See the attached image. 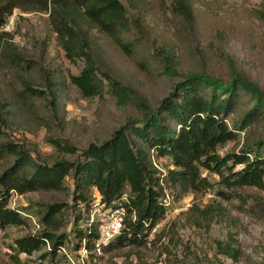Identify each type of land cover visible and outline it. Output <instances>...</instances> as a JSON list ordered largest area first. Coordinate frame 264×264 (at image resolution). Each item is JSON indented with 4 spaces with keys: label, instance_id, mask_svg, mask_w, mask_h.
I'll list each match as a JSON object with an SVG mask.
<instances>
[{
    "label": "rangeland",
    "instance_id": "rangeland-1",
    "mask_svg": "<svg viewBox=\"0 0 264 264\" xmlns=\"http://www.w3.org/2000/svg\"><path fill=\"white\" fill-rule=\"evenodd\" d=\"M121 1L127 26L115 28L110 23L108 32L85 17L84 7L74 10L102 80L101 94L92 97H85L71 81L85 61L69 58L51 10L16 9L0 29V35L6 33L0 39V150L5 151L0 177L14 162L13 147L22 146L35 161L46 164L83 158L89 143L103 142L128 118L143 117L142 98L159 105L181 78L167 72V56L181 74L205 70L222 79L230 76L231 56L264 89V0H186L190 17L176 10L172 0ZM48 81L54 85L51 89ZM114 81L128 90L125 101L116 94ZM251 106L249 96L241 92L226 117L237 136L218 147L221 155L257 148L256 141L264 136V114L243 126V114ZM172 126L179 127L176 122ZM150 154L170 203L159 197L165 210L148 230L147 244L126 245L93 263L110 264L113 259L124 264H177L181 259L183 264H264V188L227 187L217 172L201 167L202 176L214 187L180 196V188L166 182L175 168L172 156L157 150ZM77 191L72 176L61 190H12L8 207L19 212L22 222L0 226V264H82L87 252L76 246L75 217L81 208L73 200ZM211 202L222 204L225 213L208 224L198 208ZM55 203H61L62 210L48 220L47 206ZM101 215L107 217V212ZM46 232L63 236L65 243L57 255L50 253L51 240L33 253H17L18 239ZM228 244L238 249L237 259L223 250ZM165 248L167 253H162Z\"/></svg>",
    "mask_w": 264,
    "mask_h": 264
},
{
    "label": "trees",
    "instance_id": "trees-1",
    "mask_svg": "<svg viewBox=\"0 0 264 264\" xmlns=\"http://www.w3.org/2000/svg\"><path fill=\"white\" fill-rule=\"evenodd\" d=\"M172 1L176 10L191 16L186 0ZM78 6L84 7L83 13L88 20L107 32L110 23L115 28L127 26L126 8L121 0H0V29L16 9L24 12L51 10L54 29L67 55L71 59L78 56L85 61L80 74L72 75L71 81L85 97H92L101 94L103 85L96 73L91 46L79 30L74 16ZM4 34L0 35V39ZM117 40L122 44L121 40ZM227 59L230 76L222 79L205 70L181 74L167 56V72L181 77L169 95L157 106L142 98L144 116L128 118L101 143H89L83 150V158H59L53 164H46L35 161L22 146L11 148L14 162L0 177V187H3L0 190V226L22 222L19 212L8 207L12 190L19 193L41 188L61 190L65 187L66 178L72 176L78 190L73 200L81 207L75 217L76 246L87 251L82 264H95L93 262L103 258L106 253L126 245L147 244L148 230L165 210L159 200L160 196H164L161 178L155 175L156 169L149 159L152 150H157L160 155L172 156L175 168L169 170L166 182L170 181L174 187L180 188V196L189 191L199 194L214 187L207 177L202 176L201 167L217 172L220 181L227 187L264 188V136L256 141V149L244 148L225 155L218 152L219 146L237 136L234 129L229 127L226 117L234 111L241 92L248 95L252 103L243 114V126L264 114V89L240 70L231 56ZM113 85L116 86V94L125 101L128 90L118 87L115 81ZM49 86L51 89L54 85L48 81ZM28 89L38 93L31 86ZM175 122L179 127L172 126ZM134 135L141 142L135 140ZM54 143L62 146L59 141ZM72 151L76 149L72 148ZM4 154L5 151L0 150V159ZM94 194L100 197L104 208L121 204L125 209L123 227L113 240L102 244L101 252L96 246L101 238V220L91 222ZM198 209L201 220L208 224L225 213V207L214 202ZM61 210V203L50 204L45 218L52 220ZM62 237L54 232H46L44 236L20 238L16 242L17 253H33L51 240L50 253L55 256L64 246ZM165 249L162 253H167L168 248ZM223 250L232 258H238V249L234 246L228 244ZM17 256V261H20ZM176 262L183 264L181 259ZM110 264L124 263L112 259Z\"/></svg>",
    "mask_w": 264,
    "mask_h": 264
},
{
    "label": "built area",
    "instance_id": "built-area-1",
    "mask_svg": "<svg viewBox=\"0 0 264 264\" xmlns=\"http://www.w3.org/2000/svg\"><path fill=\"white\" fill-rule=\"evenodd\" d=\"M94 197L95 204L92 211L91 222L95 221L96 219L101 220V238L96 244L97 250L101 252L102 244H106L113 240L123 227L125 209L121 204L104 208V206L100 203V197L97 196V194H94ZM170 199V194L166 193V196H164V201L168 204L170 203L169 201H171ZM102 212H107V217H102ZM85 252L87 251L85 250Z\"/></svg>",
    "mask_w": 264,
    "mask_h": 264
}]
</instances>
